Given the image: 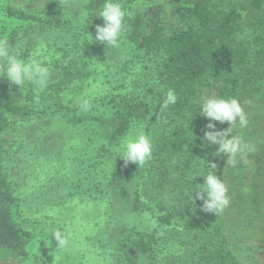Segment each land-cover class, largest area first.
Listing matches in <instances>:
<instances>
[{
    "label": "trees",
    "instance_id": "16d2710c",
    "mask_svg": "<svg viewBox=\"0 0 264 264\" xmlns=\"http://www.w3.org/2000/svg\"><path fill=\"white\" fill-rule=\"evenodd\" d=\"M43 1L49 13L45 16L0 0V41L17 48L21 36L35 33L52 42L57 53L68 55L81 35L95 36V27L103 23L94 15L103 0H76L88 12L83 21L62 9L64 0ZM145 1L149 6L142 12L126 16L122 45L128 60L123 68L132 61L151 63L154 83L144 95H112L98 111L92 110L99 101L89 102L90 113L103 110L110 125L106 131L94 130L88 148H83L90 153L89 164L98 158L113 160L121 138L141 125L152 138L151 159L143 165L127 164L117 191L128 225L114 244L117 262L241 264L232 234L247 227L243 222L264 219V0H166L163 5ZM58 71L59 79L49 85L52 103L40 108L20 103L0 77V264H29L33 241L16 219L20 201L4 168L2 135L16 122L72 117L84 109L65 102L63 95L72 82L89 75L74 60ZM169 89L177 102L164 108ZM206 96L235 98L247 115L248 126L235 134L252 148L236 168L227 165L226 155H215L217 146L203 141L210 121L199 114V101ZM213 123L217 131L228 127ZM201 160L206 167L216 164V175L228 188L229 205L221 213L202 211L195 190L191 203V191L203 184L202 178L194 180ZM90 186L92 192L100 185ZM110 189L100 191L110 196Z\"/></svg>",
    "mask_w": 264,
    "mask_h": 264
},
{
    "label": "rangeland",
    "instance_id": "374dc122",
    "mask_svg": "<svg viewBox=\"0 0 264 264\" xmlns=\"http://www.w3.org/2000/svg\"><path fill=\"white\" fill-rule=\"evenodd\" d=\"M155 1L163 5L166 0ZM10 2L13 7L27 13L49 14L45 11L46 1L43 0ZM120 3L128 14L142 12L149 6L145 0H120ZM79 5L76 0H68L67 5L63 1L62 9L73 12V17L77 18ZM166 10L169 12L168 8ZM92 37L93 42L89 43L85 41L87 35H81L78 45L67 50L68 55H63L55 51L52 42L48 44L38 34L21 36L17 48L23 50L22 58H30L41 44L51 53L47 61L49 77L43 86L34 85V90L31 84L26 85L24 91L27 95L2 77L10 93L20 103L40 108L52 103L49 85L59 79L58 67L74 60L89 76L72 82L65 90L63 100L75 104H82L84 100L93 104L99 101L94 110L82 109L72 117L41 116L16 122L1 137L4 168L20 201L16 219L33 236L29 264H118L114 244L128 225L125 221L127 213L117 191L127 166L118 157L114 165L106 158L87 163L90 153H85L83 148L89 145L91 133L96 129L106 131L110 125L109 117L103 110L93 114L90 110L104 108L105 101L112 95L131 92L134 96L144 95L154 83V74L148 62L132 61L128 68H123L128 60L127 48L122 45L125 32L118 48L106 47L95 42V36ZM139 128L129 133L141 130ZM238 130L240 128L236 127L234 134ZM261 138L264 139L263 136ZM90 151L88 149L87 152ZM227 176L228 173L225 181ZM97 183L100 186L92 192L88 191L92 190L90 185ZM108 187L113 188L110 196L100 191L111 190ZM256 220L254 223L243 222L248 228H239L230 238L241 264H264V219L256 217ZM54 230L65 234L68 240L66 246H57L51 238Z\"/></svg>",
    "mask_w": 264,
    "mask_h": 264
},
{
    "label": "clouds",
    "instance_id": "9594fccd",
    "mask_svg": "<svg viewBox=\"0 0 264 264\" xmlns=\"http://www.w3.org/2000/svg\"><path fill=\"white\" fill-rule=\"evenodd\" d=\"M64 2L66 5L68 4V0H64ZM77 10H79L78 19L83 21L88 16L87 10L83 8ZM69 15L73 17V12ZM94 15L103 22L95 27L94 41L103 43L106 47L118 48L123 39L125 20L128 15L120 0H103L102 6L95 11ZM86 35L88 39L85 41L93 42V37L88 33ZM22 54H24L22 49L11 47L6 40L0 41V77L5 78L27 95V92L24 91L26 85L31 84L32 90H34V85L43 86L47 81L50 74L47 61L51 53L48 52L45 45L41 44L30 58H22ZM176 102L177 96L174 90H167L162 106L167 108ZM81 107L88 109L89 101H82ZM199 114L210 121L206 125L208 130L204 132L203 141L208 145L217 146L215 155H226V163L232 168H236L244 162L252 146L243 139L242 135L234 134L236 127L244 129L248 126V118L240 102L235 98L220 96L202 97L199 101ZM189 117L191 119V113ZM213 122L226 123L228 127L217 131L215 130L216 124ZM230 135L231 138H228ZM114 151L116 155L111 161L113 165L117 157L123 160L125 165L128 163H134L137 166L143 165L152 157V138L141 125V130H134L123 136ZM201 161L203 166L194 180L197 177L202 178L203 184H196L197 187L191 191V203H193L192 193L195 190V198L202 201V211L213 214L221 213L229 205L228 188L224 181L217 177L216 164L208 163L206 167V162ZM51 238L58 247H64L68 243L65 234L60 230H54Z\"/></svg>",
    "mask_w": 264,
    "mask_h": 264
}]
</instances>
